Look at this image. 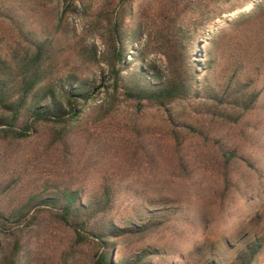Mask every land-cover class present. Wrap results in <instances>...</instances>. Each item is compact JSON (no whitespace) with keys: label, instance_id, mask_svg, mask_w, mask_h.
Instances as JSON below:
<instances>
[{"label":"trees","instance_id":"16d2710c","mask_svg":"<svg viewBox=\"0 0 264 264\" xmlns=\"http://www.w3.org/2000/svg\"><path fill=\"white\" fill-rule=\"evenodd\" d=\"M75 1L66 0L53 29L41 35L29 23L21 0L0 2V20L8 26L9 38L4 44L0 40V165L7 160L8 149L36 135L39 123L50 125V145L58 146L63 153L68 152L70 143L75 140L81 142L80 149L86 151L87 145L102 134L124 128L110 116L118 96L137 108L149 103L163 109L176 102L198 99L212 122L221 120L232 125H239L256 110L263 92L258 88L262 53L248 57L256 59L251 75L244 73V56L237 57L230 64L226 82L213 85L209 75L215 63V44L226 33L223 29L203 48V68L194 61L201 31L221 15L210 16L208 4H228L231 0H159L150 22L134 11L133 0H100L94 14H89L85 8L83 16L91 18L93 27L103 29L105 53L101 61L110 73L111 92L107 94L108 101L93 117L84 114L87 104L94 99L95 88L78 74H63L58 55L60 46L68 39L67 15L75 13ZM239 1L234 0L231 10L250 0ZM263 15L264 8L254 5L249 13L226 24L243 30L244 23L251 22L249 35L258 36L264 29V21L259 20ZM143 38V49H133L132 45ZM79 42L83 39L73 41L70 49L82 57L91 56L78 47ZM131 51H134L133 56L129 54ZM153 53L163 56L162 68L149 59ZM201 70L205 74L198 78ZM184 128L183 135L174 128L169 132L179 146L180 139L191 133L208 140L192 125ZM216 145L222 172L211 204L213 209L223 211L232 197L247 201L258 191L259 183L264 185V164L244 156L242 146ZM39 157H42L41 150L33 148L24 161L21 175L30 174V169L40 162ZM237 163L253 174L257 184H251L248 189V182L231 169ZM180 168L181 172L186 171L182 163ZM18 179L0 185V264H31V240L37 237L44 220L71 234L70 243L61 251L56 264H73L76 250L84 247L90 250L89 264H177L173 261L176 249L167 244L158 246L151 242L131 256L121 254L119 245L129 239L147 240L154 234L175 235L177 226L188 222L184 210L170 209L148 199L147 208L140 203L138 206L142 208L135 210L136 220L119 223L116 214L123 194L118 183L106 177L101 179L99 190L90 195L70 177V181L53 190L45 188L23 200L16 189ZM130 196L128 193L124 197L129 199ZM177 214L179 218L175 217ZM203 248V251L201 247L194 249L201 260L204 259L202 264H224L223 255L230 252L233 255L227 264H260L264 256V237H244L236 243L223 237L218 244H207ZM189 254L192 255L191 251Z\"/></svg>","mask_w":264,"mask_h":264},{"label":"rangeland","instance_id":"374dc122","mask_svg":"<svg viewBox=\"0 0 264 264\" xmlns=\"http://www.w3.org/2000/svg\"><path fill=\"white\" fill-rule=\"evenodd\" d=\"M9 1L0 0L6 4ZM253 1L250 0L233 10L231 8L234 0L228 4L209 3V15H221L203 28L199 49L194 55L195 63L203 68V48L211 38L219 36V32L226 29V33L219 37L215 44V63L209 75L210 82L220 86L226 82L233 60L244 56V73L251 75L256 59L251 60L248 57L262 53L258 88L263 92L256 110L240 121L239 125L221 120L212 122L205 114L202 103L194 98L173 103L163 109L149 103H143L141 108H137L134 103L118 96L110 116L124 128L118 132L102 134L97 141L87 145L86 151L80 149L81 142L72 141L65 154L58 146L50 145V125L39 123L36 125V135L8 149L9 156L0 165V185L19 178L16 189L23 200L45 188L53 190L63 182L70 181V177H74L86 194L90 195L99 190L101 179L106 177L112 183L117 182L123 194V202L116 214L119 223L136 220L135 210L147 208L148 199L155 203L161 202L170 209L184 210L188 222L178 225L175 235L169 232L162 236L154 234L149 238L151 240L122 241L119 250L125 256H131L152 242L158 246L167 244L174 247L177 254L173 261L177 264H202L204 259L202 261L201 255L195 253L194 249L201 247L203 251L207 244H218L223 237H227L231 243H236L244 237H264L263 184L259 183L258 191L247 201L232 197L223 211L213 209L211 204L222 172L217 143L242 146L244 156L264 164V29L261 35L254 36L249 35L248 31L251 22L244 23L243 30L230 28L226 24V21L249 13L254 5L264 8V0L255 4H252ZM21 2L29 23L41 35L53 29L66 0ZM158 2L159 0H133L132 6L144 21L150 22ZM99 4L100 0L75 1V13L67 15L68 39L60 46L58 53L63 74H78L95 88L94 99L84 110V114L90 117L108 101L107 94L111 92L110 73L101 61L105 53L101 38L103 29L101 26L93 27L91 18L83 16L85 8L86 12L94 14ZM259 20L264 21V17ZM7 34L8 26L0 20V40H3V44L9 41ZM80 39H83V42H79L78 47L91 53V56L82 57L70 49L71 43ZM144 44L143 38L139 43L133 44L132 48L142 50ZM257 48H260L258 52ZM93 53L95 60L92 59ZM129 54L133 56L134 51ZM129 59L126 58L127 62ZM149 59L154 60L160 68L164 66V58L159 54L153 53ZM204 74V70L199 71L198 78ZM185 125H192L201 130L208 140H204L202 135L191 133L180 139L179 146L170 137L169 132L174 128L183 135ZM33 148L41 150L40 162L36 168L30 169V174L21 175L25 168L24 161ZM181 163L186 167V171L181 172ZM231 169L248 182V189L251 184H257L253 174L247 172L242 164H233ZM37 179L38 181H35ZM127 192L132 195L129 199L124 197ZM140 203L142 207L138 206ZM175 217L179 218L180 215ZM37 234V237L31 240V264H56L61 251L69 245L71 234L48 223L47 220H44L43 227ZM190 251L192 255L189 254ZM74 255L73 264H89L91 254L88 248H79ZM232 255L231 252L224 253L223 263L227 264ZM260 264H264V256Z\"/></svg>","mask_w":264,"mask_h":264},{"label":"water","instance_id":"95a60500","mask_svg":"<svg viewBox=\"0 0 264 264\" xmlns=\"http://www.w3.org/2000/svg\"><path fill=\"white\" fill-rule=\"evenodd\" d=\"M261 0H254L253 2H252V4H255V3H258V2H260Z\"/></svg>","mask_w":264,"mask_h":264}]
</instances>
